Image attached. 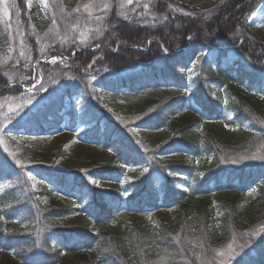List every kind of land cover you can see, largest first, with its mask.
Wrapping results in <instances>:
<instances>
[{
  "label": "trees",
  "instance_id": "16d2710c",
  "mask_svg": "<svg viewBox=\"0 0 264 264\" xmlns=\"http://www.w3.org/2000/svg\"><path fill=\"white\" fill-rule=\"evenodd\" d=\"M258 1L223 0L200 11L176 0H148V8L118 10L111 0L99 20L85 13L77 29L69 24L63 31L57 15L49 14L57 10L50 0L39 22L26 0H12L9 22L0 26V55L8 61H0V185L5 186L0 250L12 255L2 264H218L222 250L233 243L241 250L234 252V264H264V91L255 95L244 87L261 86L264 75V46L246 33ZM65 6L73 8L75 1ZM16 45L24 56L16 53ZM74 48L80 50L77 57L71 55ZM204 48L218 56H203ZM228 50L251 70L238 61L233 68L221 67L219 56ZM65 56V64L58 62ZM40 57L57 59L35 69ZM48 76L52 83L45 81ZM33 77L35 85L47 82L49 90L60 79L63 89L35 106V95L22 89ZM212 81L236 97L227 103L237 124L230 138L174 120L190 100L201 116L221 115ZM9 83L14 84L4 89ZM102 95L122 99L129 122L114 120ZM12 103L19 111L8 114L4 107ZM63 125L81 141L108 149L110 157L104 162L76 157L71 170L54 162L43 166L40 155H67L47 146L51 131ZM166 126L169 136L156 145L136 134L139 128ZM14 137H35L47 147ZM173 154L191 160H176ZM100 176L122 177L123 186L114 191L92 182ZM248 190L251 196L242 204ZM55 191L71 196L73 204L57 205ZM171 205L182 209L170 222L144 225L126 218L130 208ZM75 212L96 224L117 225L93 232L86 223H58ZM5 218L21 225L10 229ZM238 235L245 237L240 243ZM75 253L80 258H70Z\"/></svg>",
  "mask_w": 264,
  "mask_h": 264
},
{
  "label": "rangeland",
  "instance_id": "374dc122",
  "mask_svg": "<svg viewBox=\"0 0 264 264\" xmlns=\"http://www.w3.org/2000/svg\"><path fill=\"white\" fill-rule=\"evenodd\" d=\"M51 3L57 7V10H48L50 16L57 15V19L59 20V24L63 26V31L66 30L65 28L67 25H69V28L71 29H77V26L80 25V18L85 13L88 14L91 18L96 19V17H100L101 13H104L107 11L111 6V0H68V1H75V6L73 8H68L65 6L67 3V0H50ZM178 4H182L188 8H196L200 11H208L213 9L215 6L221 3L223 0H176ZM7 6H8V15L4 14V3H0V26L6 24L9 22V15L10 11L9 8L11 6L12 0H6ZM148 0H132V3H128L127 0H116V3L118 7H116L118 10H124L127 8L133 7V9H139L142 7L145 3H147ZM108 3L109 7L107 9L103 8V4ZM123 4L124 7H120V4ZM84 4H91L92 7L90 10H85L83 7ZM26 5L29 10L32 11V17L37 20V22L41 21L43 18V12L45 9H49L48 6V0H47V6H45V3L43 0H26ZM79 9V11H75V9ZM70 15H77L73 19L68 20V16ZM73 25H77L76 27H73ZM61 29V26L59 27ZM246 33L248 37L256 42L259 45L264 46V0H259L256 7L254 8L253 12L248 16L247 18V28ZM71 37V36H70ZM76 38L79 37V34L76 33ZM84 41V38L81 39ZM60 41H62V37H60ZM13 42L16 44L15 40ZM19 39H17V44L19 46ZM91 49L92 52H95L94 50H97L98 48L96 46H93ZM113 51L115 48L112 49ZM16 53L18 52L19 55H21V52L17 50V45L15 47ZM79 49L74 48L71 51V55L75 56ZM202 55L208 57L209 59H214L218 55L209 49H203ZM24 56V55H22ZM21 56V58H22ZM77 57V55L75 56ZM68 59L65 57L58 58V62H63L64 60ZM72 59V58H71ZM0 61L3 63H6L5 59L3 60V55H0ZM53 57H47V58H37L34 60L33 67L37 69V67H41L40 64H43V62H52ZM239 62L243 66V68L247 71L251 70V67L247 62L244 60H239L237 58V55L235 52L228 50L225 55L222 57L219 56V62L220 66L228 69L229 66H232L234 62ZM238 63V64H239ZM264 63V60H263ZM65 64V63H64ZM63 64V65H64ZM234 65L231 67L233 68ZM231 72V71H230ZM234 74L233 72H231ZM65 76L60 75V79H64ZM54 78L52 76H48L45 81L48 83H52V80ZM58 80L56 82V86L54 87V90H57V93L63 89V84L61 85V80ZM97 80V79H95ZM47 82L42 83V85L37 86L35 85V78L33 77V82L30 86L22 85V89L30 92L31 94L35 95V106H38L40 104H43V102L50 99V96L54 95V90L48 89ZM214 86L216 87V92L213 93V96L220 101L219 107L221 108V115L219 117H213V116H201L199 115V109L193 105V102L190 100L188 105L184 107L182 110L183 112L181 114H178L174 120H186L189 122H194L197 127L200 128V130L204 129H213L215 130L222 138H230L231 137V131H234L237 129V124L232 118V114L227 109V103L228 101L234 100L235 94L228 91H223L224 86L223 84H220L219 82H213ZM14 83H9L4 89H7L11 87ZM261 86H254L251 88H248V86L244 87L248 90H251L252 93L255 95L260 94V92L264 91V75L260 78ZM220 85V86H218ZM10 90V89H9ZM47 90H49L47 92ZM3 89H0V92H2ZM104 102L109 106V110L114 114L113 119L119 120L120 122L127 123L129 122V118L127 117V109L125 102L120 98H113L112 96H103ZM33 99V98H31ZM30 99V101H31ZM22 107V105H20ZM34 106V105H32ZM4 110L8 112V114H11L12 112H18L19 107L12 104H7L4 107ZM82 126H78L76 130H80ZM139 131H135L137 136H141L144 140H146L148 143L152 145L159 144L166 140V138L169 136V128L163 127L160 129H151V130H145V129H138ZM264 130V126H263ZM72 129H67L66 125H63V127L59 130H53L51 131L52 136L49 139V149L50 152H56L58 148H61V150H64L67 155L65 157H56L53 158L49 155H40L39 161L43 166L50 167L51 162H54V166L56 168L62 169V170H71L72 169V161L76 157H82L83 159H87L89 161H98V162H104L110 157V152L108 149L101 148L99 146L92 145V143H88L85 141H81L79 136L73 135ZM35 137L31 138H25V137H14L13 139L17 142H23L27 145H35L36 143L42 144V141H38L34 139ZM42 144V148L44 149L47 147ZM45 150V149H44ZM174 155V159L180 160L184 159L187 163L190 162V157L187 156H180V155ZM169 156H171L169 154ZM258 156V154H257ZM244 159L245 156H242ZM124 166V165H123ZM31 184L33 188H37V180L31 179ZM96 181H98V185L101 187L109 188L114 191H120V189L123 186L122 177L120 178H107L102 176L96 178ZM251 191L248 190L245 193L241 195V200L243 201L242 204H245L248 202V198L251 196ZM54 198L57 200V205L59 206H67L73 204V198L67 194H64L59 191L54 192ZM233 195L229 196V199H232ZM47 199V198H46ZM73 206H76L75 204ZM182 209L181 205H171L168 208H158V209H146L144 211H138L137 208H130L128 212L126 213V218L133 219L138 223L148 225V224H156L158 221H167L170 222L172 219H175ZM58 223L60 225H67V226H80L83 224H88V228L91 229L93 232H98L101 229L104 228H111L113 226L117 225L116 221H112L108 225H105L106 222L102 224H96L92 221H90L89 218H85L81 215L80 212H75L70 214L67 217H64L60 220H58ZM5 225L8 228H14L19 227L21 223L15 218H5ZM240 243L242 240L245 239V237L238 235ZM241 251L236 250V243L231 244L229 247L222 250V252L219 255V261L218 264H234V252ZM70 258H80V255L78 253H75L73 255H70ZM12 259V255L7 250L2 251L0 250V263H7L10 262ZM206 260V259H205Z\"/></svg>",
  "mask_w": 264,
  "mask_h": 264
},
{
  "label": "snow or ice",
  "instance_id": "6c2138e0",
  "mask_svg": "<svg viewBox=\"0 0 264 264\" xmlns=\"http://www.w3.org/2000/svg\"><path fill=\"white\" fill-rule=\"evenodd\" d=\"M43 2L45 3V6H47V0H43ZM127 2L130 4V3H132V0H127ZM0 3H4V14H5V15H8V6H7V2H6V0H0ZM119 6H120L121 8L124 7V5H123L122 3H121ZM13 7H15V5H13ZM83 7L85 8V10H90L91 7H92V5H91V4H84ZM108 7H109V4H108V3H104V4H103V8H104V9H107ZM143 7H144V8H148V7H149V4H148V3H145V4L143 5ZM75 11H79V9L77 8V9H75ZM17 14H18V13H17ZM69 15H70V13H69ZM96 19L99 20L100 17H96ZM76 26H77V25H73V27H76ZM105 27H107V25H105ZM97 33H98L99 35H103V33L100 32L99 29H97ZM82 36H83V33H82ZM190 38H191V37H190ZM65 39H66V37H65ZM96 47L99 48V45H96ZM165 51H167V49H165ZM21 55H24V53L21 52ZM56 59H57V57H53V61H54V62H55ZM90 66H91V65H89V67H90ZM24 67H27V65H24ZM93 79H94V77H93ZM245 158H247V157H245ZM252 158H256V157L253 156ZM261 158H264V157H261ZM17 163H20V161H17ZM144 171H147V169H144ZM29 177H30L31 179H34V177L31 176V173H29ZM92 182H93V183H98V181H95V180H93ZM4 187H5V186L0 185V191H3V190H4ZM161 259H164V258L162 257Z\"/></svg>",
  "mask_w": 264,
  "mask_h": 264
}]
</instances>
